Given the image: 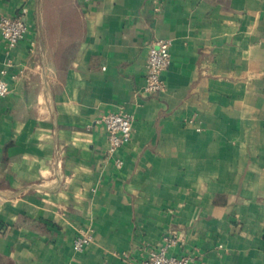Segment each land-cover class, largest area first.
Segmentation results:
<instances>
[{
	"label": "crops",
	"instance_id": "1",
	"mask_svg": "<svg viewBox=\"0 0 264 264\" xmlns=\"http://www.w3.org/2000/svg\"><path fill=\"white\" fill-rule=\"evenodd\" d=\"M24 7L26 39L0 34V264H144L169 234L193 264H264V0H0V18ZM118 111L123 169L98 122Z\"/></svg>",
	"mask_w": 264,
	"mask_h": 264
},
{
	"label": "built area",
	"instance_id": "2",
	"mask_svg": "<svg viewBox=\"0 0 264 264\" xmlns=\"http://www.w3.org/2000/svg\"><path fill=\"white\" fill-rule=\"evenodd\" d=\"M27 15L28 9L24 7L19 16H2L0 18V34L9 51L26 39L30 29ZM171 47V40L164 39L158 40L150 46L144 75V93L152 94L165 90L163 75L172 63ZM16 78V75L11 76L13 80ZM11 92L9 69L3 68L0 71V100L8 97ZM195 116L197 115L195 114ZM98 122L104 126L107 134L108 156L115 158L118 169H123L125 163L119 154L132 139L135 117L123 111L110 112L101 116ZM92 242V233L82 231L74 240V251L83 253ZM178 243L179 237L175 234L164 236L158 246L149 252L144 264H193L194 259L190 255L174 253Z\"/></svg>",
	"mask_w": 264,
	"mask_h": 264
}]
</instances>
